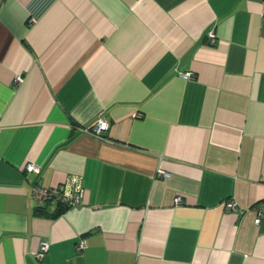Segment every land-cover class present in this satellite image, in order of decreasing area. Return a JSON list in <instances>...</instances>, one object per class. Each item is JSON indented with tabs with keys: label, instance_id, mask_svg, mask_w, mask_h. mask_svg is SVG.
<instances>
[{
	"label": "crops",
	"instance_id": "obj_1",
	"mask_svg": "<svg viewBox=\"0 0 264 264\" xmlns=\"http://www.w3.org/2000/svg\"><path fill=\"white\" fill-rule=\"evenodd\" d=\"M263 14L264 0H0V264H264ZM97 118L102 141L84 132ZM71 178L80 205L35 207L32 187Z\"/></svg>",
	"mask_w": 264,
	"mask_h": 264
},
{
	"label": "built area",
	"instance_id": "obj_2",
	"mask_svg": "<svg viewBox=\"0 0 264 264\" xmlns=\"http://www.w3.org/2000/svg\"><path fill=\"white\" fill-rule=\"evenodd\" d=\"M264 16V14H263ZM32 22V21H31ZM206 38L208 43H212L213 41V32L209 31L206 34ZM190 75L186 74L184 78H189ZM22 79L20 76H15L14 83H21ZM133 117L138 118V115H133ZM107 129V123L102 118H97L95 124L89 129L84 130L85 133L91 135L93 138L97 140H104V132ZM23 170L26 173H36L37 169L35 166L31 164H27L24 166ZM157 176L165 177L162 171H156ZM82 188L79 185L78 178H71L67 183L60 184L59 186L50 187V188H40L34 186L30 190V196L32 201L34 202L35 207L40 208L44 206L46 203H55L63 205L66 208L75 207L81 204L82 200ZM181 202L179 197H175L173 199L174 204H179ZM222 206L228 211H235L236 204L232 200L225 201ZM252 211L254 213V221L255 225H258L260 219L264 216V202L256 203L252 206ZM85 249V242L80 240L75 245V250L77 252H81ZM48 243L45 241L39 242L37 250L34 252V256L37 260H41L43 256L47 253Z\"/></svg>",
	"mask_w": 264,
	"mask_h": 264
},
{
	"label": "trees",
	"instance_id": "obj_3",
	"mask_svg": "<svg viewBox=\"0 0 264 264\" xmlns=\"http://www.w3.org/2000/svg\"><path fill=\"white\" fill-rule=\"evenodd\" d=\"M48 203H46L45 205H47ZM57 206H58V208H59V211L57 212L58 214L59 213H61V212H63L64 210H66L67 208L66 207H64L63 205H60V204H56ZM43 207V206H42ZM42 207H40V208H42Z\"/></svg>",
	"mask_w": 264,
	"mask_h": 264
}]
</instances>
